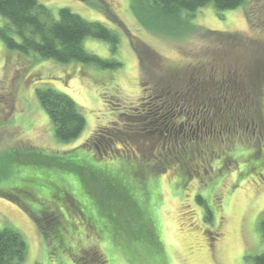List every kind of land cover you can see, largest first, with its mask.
<instances>
[{"label":"rangeland","instance_id":"374dc122","mask_svg":"<svg viewBox=\"0 0 264 264\" xmlns=\"http://www.w3.org/2000/svg\"><path fill=\"white\" fill-rule=\"evenodd\" d=\"M40 1L54 11L69 8L117 33L120 42L116 47L99 38H87L85 46L121 66L38 59L34 53L25 55L11 48L0 33V230L12 228L23 235L28 246L24 264H80L78 256L47 244L35 216L37 208L63 214L66 226L77 232L74 254L75 250L83 254L89 250L114 264H254V257L264 253L260 229L264 169L259 165L264 160V70H257L264 63V0H245L242 6L224 12L212 4L204 6L190 20L193 29H179V39L147 29L145 21L154 14L141 0ZM248 8H253L251 27ZM2 29L18 40L4 20H0ZM212 55L217 56L222 75L233 81L235 95L249 99L254 114L249 113L238 131L227 124L219 136L204 133L200 139L203 147H198L204 150L195 156V175L188 181L182 182L176 172L144 183L129 179L134 187L131 202L136 206L128 202L125 208H118L122 203L116 206L128 221L123 220L119 230L110 226L105 243L83 224L73 200L54 204L52 199L39 198V193L35 192L36 197L29 194L27 187L37 190L39 181L44 182L40 197L50 195L62 183L77 201L95 207L96 197L83 186L79 174L69 170L72 165L83 168L91 164L81 162L86 153L87 157L95 154L94 148H88L91 152L86 149V142L98 129L129 122L133 110L165 76L180 86L183 73L201 66L204 59L213 60ZM254 71L263 78L249 94L251 90L241 83L246 84L243 80ZM37 88L56 89L74 99L87 122L78 139L68 143L56 139ZM207 123L212 126L211 120ZM137 140L126 137L121 144L139 146ZM119 153L99 152L96 158L101 161L91 165L116 176L121 169L120 159L115 158ZM258 155L263 156L258 159ZM151 166L143 162L141 168L146 172ZM143 186L152 195L149 201ZM118 193V189L111 190L115 197Z\"/></svg>","mask_w":264,"mask_h":264},{"label":"trees","instance_id":"16d2710c","mask_svg":"<svg viewBox=\"0 0 264 264\" xmlns=\"http://www.w3.org/2000/svg\"><path fill=\"white\" fill-rule=\"evenodd\" d=\"M141 2L154 14L145 21L148 30L179 39L181 35L177 33L181 27L193 29L194 26L190 20L200 8L212 4L218 12H224L242 6L245 0H141ZM251 12L253 8H248L247 19L250 27ZM0 20L8 22L10 31L15 34V38H18L14 40L13 35L9 36L2 29L0 33L4 40L11 48L25 55L34 53L38 59H51L64 64L121 66L119 63L103 60L85 46L87 38H99L111 42L113 47H116L120 42L119 35L104 24L88 21L69 8L54 11L40 0H0ZM140 55L142 57V53H139V59H141ZM212 56L213 60L205 61L204 59L200 62L201 66L196 65L197 68H189L188 72L183 73L179 79L180 86H176L177 82L172 77L165 76L152 93L133 110L134 115H128L129 122L98 129L86 142L88 143L86 149L91 152L88 148H94L95 154L93 156L90 153L92 157H87L86 153L81 158V162L96 163L102 159L96 158L99 152L107 154L115 150L120 151L115 155V158L120 159L118 161L121 164L120 173L116 176L104 168L98 169L91 164L83 168L72 165L69 169L79 174L78 177L83 186L94 198L96 197L95 207L91 203L77 201L78 197L62 183L52 189L50 195L40 197L44 182L39 181L36 185L37 190L27 187L30 190L29 194L36 197L35 192L39 193V198L52 199L54 204L58 201L62 203L73 200L74 206L78 205L77 211L80 213L79 217L83 224L98 235L96 237L101 240V243H105L109 240L110 226L114 230H119V227H123V220L128 221V216L119 212L120 209L116 206L119 203L122 204L118 205V208L120 206L125 208L128 203L133 204V208L136 206L132 203L134 187L129 184V179L131 183L137 182V179L144 183L149 178L156 179L176 172L175 176L180 177L182 182L188 181L193 174L195 175L194 168L197 161L195 156H198L199 151L204 150V148H198L203 147L200 139L206 135L204 133L210 131L207 136L208 134L219 136V131L223 132L227 124L238 131V125H243L248 115H251L249 113H253V109L249 108V99L235 95L233 81L222 75L223 71L217 66V56ZM142 62L143 58L140 60L141 64ZM196 69L199 73H196ZM257 70L262 72L264 63ZM262 73L263 76L264 72ZM262 76L254 71L248 79L243 80L247 83L242 82L241 85L251 90L249 94H252ZM36 94L53 122L56 139L63 143L78 139L85 130L87 122L74 99L52 88H37ZM121 115L125 116L127 112ZM204 119L206 122L202 124ZM197 120L200 121V127L195 126ZM210 120L212 126L207 123ZM126 137L137 138L140 147L123 146L121 143ZM143 144L145 146H142ZM118 145L123 148H118ZM261 157L258 155V159ZM54 158H52L53 161L58 159L54 160ZM143 162L153 167L151 166L152 168L145 172L141 168ZM259 165L264 169V160ZM122 169L124 170L121 173ZM153 174L154 176L151 177ZM32 182L34 184L36 180L32 179ZM143 187L146 191V186ZM113 189L119 190L116 197L111 195ZM145 194L146 198L149 197V201L152 195L147 191ZM108 203L110 206H107ZM35 210H38L35 216L41 236L48 245H55L60 251L78 256L80 264H114L109 256L108 261L97 252L87 250L83 254L75 250L77 253L74 254L73 249L76 246L78 248V245L74 247L77 232L72 227L66 226L62 219L63 214L50 213L48 209ZM128 212L131 213V211ZM260 229L264 240V220L261 222ZM27 254V242L18 230L12 228L0 230V264H24ZM254 264H264V253L254 257Z\"/></svg>","mask_w":264,"mask_h":264},{"label":"flooded vegetation","instance_id":"af4514ba","mask_svg":"<svg viewBox=\"0 0 264 264\" xmlns=\"http://www.w3.org/2000/svg\"><path fill=\"white\" fill-rule=\"evenodd\" d=\"M205 122H206V119H204V122H201V123L203 124V123H205ZM195 126L200 127V121H199V120L196 121V125H195ZM193 128H194V127H193Z\"/></svg>","mask_w":264,"mask_h":264}]
</instances>
